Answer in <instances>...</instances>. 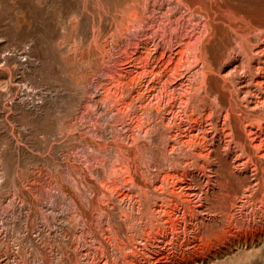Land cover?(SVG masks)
<instances>
[{
    "label": "rangeland",
    "instance_id": "374dc122",
    "mask_svg": "<svg viewBox=\"0 0 264 264\" xmlns=\"http://www.w3.org/2000/svg\"><path fill=\"white\" fill-rule=\"evenodd\" d=\"M200 44L210 86L223 95L219 115L216 109L213 114L219 120H213L225 126L224 136L207 143L212 145L206 150L213 152L204 160L212 168L204 171L211 179L191 169L192 175L180 181L168 164L180 153L169 156L164 144L151 146L148 139L163 112L159 115L154 105L167 109L166 117L175 114L185 127L184 111L192 107L185 108L182 93L197 82L201 64L194 52ZM262 46L264 0H0V264H43V252L50 254L51 264H60L66 249L73 253L75 247L87 262L93 236H81L76 218L103 216L106 224L107 218L123 220L124 232L137 237L130 220L148 226L150 218L137 206L168 201L153 192L176 187V181L207 190L200 205L191 196L199 228V218L209 227L220 221L223 212L210 205L221 203L222 194L223 204L233 201L231 212L243 223L181 264H264V147L257 148L258 137L247 138L260 124L264 131V105L253 102L254 92L264 94V84L255 82L264 74L255 69L264 60L256 51ZM178 47L185 61L176 71L169 67L170 86L164 88L158 75L143 73L160 53L165 66ZM239 78L246 80L245 88ZM145 83L153 85L150 91ZM139 91L151 96L142 101ZM208 121L204 125L211 136ZM143 126L151 135L142 132ZM70 238L73 247L67 246Z\"/></svg>",
    "mask_w": 264,
    "mask_h": 264
},
{
    "label": "bare ground",
    "instance_id": "6f19581e",
    "mask_svg": "<svg viewBox=\"0 0 264 264\" xmlns=\"http://www.w3.org/2000/svg\"><path fill=\"white\" fill-rule=\"evenodd\" d=\"M137 19H139V18H137ZM261 39L263 40V38H261ZM184 43H185V41H184ZM187 44H189V42ZM241 48H242V46H241ZM181 50H183V49H179V47H178V50H176V54L173 53V54H175V56L171 55V56H168L167 59L165 58L167 62L165 61L166 65L163 67L161 66L162 61H164V59L162 58L163 53H160V57L155 58L156 59L155 61L153 59L154 64H152V66H150L149 68H144L143 73L144 72L150 73L152 75H156V77L158 75L159 76L158 78L161 79V84L164 88L167 86H170L172 78L170 77L171 71H170L169 67L171 69L173 68L172 71H176L177 67L180 66L181 62L184 60V57L182 54L183 51H181ZM242 50H243V48H242ZM256 51H258L259 53L262 54V56H260V57L258 56V58H261V60H262V58H264V46H262L261 48H259ZM185 52L186 51H184V53ZM177 55H179V56H177ZM194 58H195L196 62L201 64V66L199 68L201 70H200V72L198 71V73H199L198 78L196 76L197 82H194L196 84L195 85H193L194 83L192 84V86H194V87H191L190 90L185 88L183 90V93H182V95L185 97V100L183 99L184 97L183 98L181 97L184 100L185 108H187L189 106L192 107L191 110L186 109L187 110L186 111L184 109L185 110L184 111L185 116H186L185 127H182V125L184 123L183 120H181V119L179 121L175 120L176 119L175 114H172L171 115L172 117H169V116L166 117L164 115L165 114L164 110H167V109H163L162 107L160 109V107H159L160 105L159 106L154 105V107L156 106L155 107L156 111H159V112H160V110L163 111L162 115L160 116V119H159L160 120L159 124L157 122V126L158 125H160V126H159V128L154 126L155 129L156 128L157 129L153 130V132H155V136H153V138L151 137V139L150 138L148 139V136H147V139L151 141L150 145L153 143L155 144L157 141H160V143H162V145L164 144L165 150L167 149V151L169 152L168 153L169 156L173 155L174 150H177L180 153V154H178V155H180L179 157L175 158V156H174L173 160L171 158L172 161L169 160V163H168L170 168H172V170L174 169V171L177 172V173L176 172L175 173L177 174V177L179 176L180 181H185L186 176L192 175L191 169H196L197 171H200L201 175H203V176L205 175V177H207V180L211 179V174L204 171L205 167H210V165L207 164V162L204 160V158H206V160H207L208 158H210L209 154L211 152H213V151L210 152V150H206V147H209L212 145V144H210L209 146H207V143H208V141H210L209 143H213L215 140L217 142H219V140L222 139L221 136L223 135L222 129L225 127V126L222 127L220 125L218 126L219 123L216 124V120H213V117L215 119L218 118V116H214L213 114L216 111H218V107L220 108L222 106L221 100L223 99V95L219 91L215 92L213 86H210V81H209L210 75H209V71H208V64H206V58L204 55V45L200 44L197 46V50L194 52ZM165 62H163V64ZM241 62H243V61H241ZM149 64H151V62ZM250 65H251L250 62H248L247 66H246L248 71H250L251 68H253ZM145 66H147V65H145ZM167 68L169 70H167ZM242 68H244V66ZM255 69L260 70V72L264 73V60H262V64H258V66ZM169 71H170V73H169ZM173 74H176V72L175 73L173 72ZM171 76H172V74H171ZM133 77H136V76H133ZM137 77H139V76H137ZM261 77L262 78L260 80L255 81L259 87L264 84V74H262ZM129 78H130V76H129ZM132 79H134V78H132V76H131V80ZM189 79L190 78H188V80ZM127 80H129V79H127ZM135 80H137V78ZM135 80H133V81H135ZM149 81H150V79H149ZM243 81H246V80L240 79L239 83L241 84ZM130 82H132V81H130ZM145 84H147V83H145ZM145 84H144V86H145ZM179 84H182V82H180ZM240 86L244 87L245 85L241 84ZM130 87H131V85H130ZM151 87H153V85L151 83L147 84L146 90H149V88L151 89ZM175 87H177V86H175ZM143 90H145V89H143ZM178 90H179V88H178ZM142 91H139L138 94L140 96L139 98H142V101H144L146 99L145 96L148 93H145ZM136 92H137V90H136ZM117 93H118V91H116V94ZM252 93H253V91H252ZM256 93L257 92H254L255 99L253 100V102L255 103V105H264V94L258 96V94H256ZM113 94H115V92ZM212 94H213V96H212ZM179 95H181V94H179ZM149 96H151V95H149ZM210 96H212V97L210 98ZM136 97H138V96H136ZM156 98H154V99H156ZM157 99L159 100V97ZM150 101L151 100H149V102ZM140 102H141V100H140ZM142 104H140L141 107H142ZM210 105H211V108L214 107V108H212L213 111L212 112L209 111L210 113H206V111L209 109ZM152 106H153V104H152ZM154 107H153V110H154ZM229 107H230V105H229ZM214 110H215V112H214ZM227 110L229 111L228 107L226 108V111ZM155 113H158V112H155ZM217 113L218 112H216V115H219ZM158 114L160 115L161 112ZM224 116H225V118H224L225 120H229L230 116H229L228 112L226 113V115L224 114ZM207 120H209V121H208V123H206V125L210 124L211 129H213V135H211V136H208L207 126L204 125V122ZM218 120H219V118H218ZM221 123H223V122H221ZM225 123H226V121H225ZM225 123H223V124H225ZM225 125H227V124H225ZM260 126H261V124L259 125V128H260L259 130L256 129L253 132L250 131V133H248L250 136L247 137V138H249V140L252 138H257V137L259 138V143L257 145L258 149L260 147L261 148L264 147V137L262 136L264 131ZM229 127H231V126H229ZM186 130L189 132L185 133ZM193 131H195V133H191ZM230 131H231V129H230ZM142 132H145L144 134H146V133H149L151 131L148 132L147 126H143ZM244 132H245V130H244ZM245 133L247 134V132H245ZM248 134H247V136H248ZM230 138H235V137L231 136ZM144 140H142V141H144ZM244 141H245V143L247 141L246 135H245ZM237 142L238 143L240 142L241 147H243L242 141L237 140ZM248 143H250V141ZM146 145H147L146 147L148 150L151 149L150 147H148L149 146L148 143ZM153 145H151V146H153ZM143 149H145V148H143ZM174 153H176V151ZM168 155H167V157H168ZM164 160H165V158H164ZM262 160H263V158H262ZM165 161H167V160H165ZM251 161H253V160H251ZM244 164H243L244 167L248 166L246 162ZM253 164H254V168H255L254 175L256 176V178H259V176H261V175H260V172L257 170V164L255 162ZM168 168H167V170H169ZM210 168H212V167H210ZM115 169L116 168H114V170ZM175 169H177V170H175ZM232 172L233 171L231 170V173ZM215 173L217 174V172H215ZM215 173H213V174L215 175ZM166 174L168 177V173H166ZM166 174H164V175L166 176ZM163 177H161V178L163 179ZM162 179H160V180L162 181ZM164 179H166V177ZM174 179H176V178L174 177ZM166 180H168V179H166ZM164 182H165V180H164ZM164 182H163V184L165 185ZM166 184H167V182H166ZM175 184L177 185L176 187L173 186L172 188H169L167 190H163V189L164 188L166 189L169 185H167V187H165L166 185L163 186L164 187L163 189L155 187V190H156V188H157V190L155 192H153V194H159V196H161V197H163V195L166 197L168 196V198H167V199H169L168 201L161 200L162 199L161 198V199H159V201L153 202L152 205L146 204L144 202L145 205H143V206L140 205L141 207H139V208L137 206L138 210L141 209L143 211H146V213L150 215V218H148V223H149L148 226H145L144 225L145 223L142 224L140 220H138L135 224L134 220L131 219L129 222L130 224L128 223V225H130L132 230L133 231L135 230L137 237H134V235H132L131 233L124 232L125 221H123V220L120 221L118 219L119 221L113 220L114 222L113 221L111 222V219L107 218L108 223L106 224V222H104V220L102 219L103 216L102 217L101 216L100 217L95 216V218H92V219H87L83 216H80L83 218L80 220L78 218H76L77 220L74 219L76 221V222H74V224L77 223L78 227H80V230L82 232L81 236H86L88 234H91L93 236L92 240L89 243L91 254L89 253L90 255L88 256V260H87V262H85V258L83 257V255L80 252L81 250H79L78 248L75 247V248H73L74 249L73 253H69L70 251L68 252V250L66 249L65 259L61 260L60 264H177V263L181 264L183 261L190 259L193 255H196L199 252L203 253L204 251L208 250L210 248V243H211V240L213 238L214 239L221 238L220 236L222 234H226L231 227L236 226L239 228L242 226L243 223L239 222L234 217L235 214L233 215V213L231 212V205H234V202L229 201L230 203L225 206L223 204L225 201L224 200L225 195L222 194L220 196L221 203H218V204L216 203V204L210 205V207L213 208L214 210L219 208L223 212V215L220 218V221L216 224V226L209 227L210 226L209 223H204L205 220H203L202 218H199L200 220L199 219L198 220L201 223L200 225H202V227L200 226V228H199L198 224L196 223L197 221H194L197 219L196 214H197V211H199V210L196 209V207L191 204V196L196 197L197 198L196 201L200 205L201 203H203L202 202L203 200H201V194H203L202 190L206 193H207V190H205L203 187H199L198 188L199 190L197 189L198 190L197 191V190H195V187H193L191 184L190 185L185 184V183L182 184V183H178L177 181ZM217 188H218V191L220 190L223 192V190H224V188L221 184H218ZM241 193H243V192H241ZM171 196H173V198L175 197L178 202H173L172 198H170ZM211 202H212V200H211ZM198 204H196V205H198ZM180 207H184V208L182 209L183 211L181 213H178ZM206 207L208 209L209 205L208 206L206 205ZM130 209L136 210V208L134 206H130ZM188 211L191 212V214L189 213L190 218L186 217V215H188V214H186V212H188ZM101 212H102V209H101ZM214 213H216V212H214ZM208 214H209V212H208ZM126 218H128V217H126ZM181 218L183 219L182 220L183 223H181ZM207 220H208V218H207ZM210 224H212V223H210ZM245 225H248V224L245 223ZM245 225L243 227L246 228ZM108 230L110 231V233H108L109 232ZM127 231H129V230H127ZM122 232H123V234H122ZM133 234H134V232H133ZM188 234H191L192 239L188 237ZM226 238H228V237H226ZM77 243H78V241L76 242V246H77ZM74 244H75V242L71 238L67 242V246L69 245V247H73ZM34 254H35V252H34ZM40 255H41V257H39V259L42 258L43 264H51L52 263L53 259L51 258L50 254L48 252H43ZM36 256H37V254H36Z\"/></svg>",
    "mask_w": 264,
    "mask_h": 264
}]
</instances>
